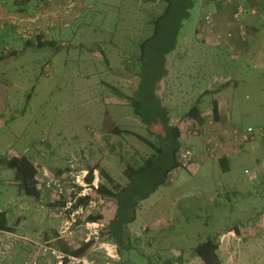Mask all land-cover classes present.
Here are the masks:
<instances>
[{"label":"rangeland","instance_id":"obj_1","mask_svg":"<svg viewBox=\"0 0 264 264\" xmlns=\"http://www.w3.org/2000/svg\"><path fill=\"white\" fill-rule=\"evenodd\" d=\"M51 1L53 11L43 14L45 0H0V55L22 50L27 37L41 34L45 22L54 25L47 35L61 46L56 55L49 48L29 49L0 62V154L28 156L65 188L60 195L42 186L39 198L26 197L16 187L15 172L0 168V210L7 211L13 229L0 234V264L32 259L60 264L53 253L64 254L56 246L59 239L73 249L93 240L85 257L93 264H115L119 247L100 235L115 214V204L98 198L76 210L72 204L92 193L85 182L91 170L94 185L104 182L101 171L125 185L127 166L142 163L152 153L155 137L115 89L126 96L137 90L140 44L152 35V20L166 3L72 0L74 7L60 15L54 8L68 0ZM194 1L178 45L167 55L168 75L160 82L158 96L198 162L190 170L171 173L170 182L139 202L128 232L136 253L145 257L169 251L162 256L183 255V264H204L191 252L215 236L222 264H264V3ZM223 6L234 12L239 6L247 10L235 22L238 25L260 27L259 60L218 54L200 44L198 28ZM219 79L231 85L225 109L231 115L229 125L242 132L251 127L254 137L244 145L233 144L232 138L226 144L221 131H214V121L211 137L221 146L217 159L228 156V171L206 151L200 155L203 145L196 126L184 119L199 99L204 115L211 110L213 96L206 90ZM78 186L83 188L80 193ZM92 215H102L103 220L93 223ZM236 225L240 234L234 231Z\"/></svg>","mask_w":264,"mask_h":264},{"label":"trees","instance_id":"obj_2","mask_svg":"<svg viewBox=\"0 0 264 264\" xmlns=\"http://www.w3.org/2000/svg\"><path fill=\"white\" fill-rule=\"evenodd\" d=\"M162 1L166 3L165 10L161 15L152 20V24L154 25L153 33L140 44L138 57L139 72L137 75L139 77V84L137 90L132 96H126L115 89L118 96L122 97L125 103L133 109L134 114L145 125L148 133L155 137V141L151 142V146L153 147L152 153L142 163L127 166L125 171L127 183L125 185L117 183L105 171H101L104 182L96 187L93 184L95 171L91 170L85 182L91 187L92 193L80 196L72 204L73 210L78 209L81 205L88 207L97 198L104 203L113 202L115 204L116 211L114 216L106 224L105 228L100 231L102 237L108 236L119 247L120 260L115 264H183V255L164 256L165 258L162 256V254H166L169 251H163L160 254L146 257L137 254L135 251L136 247L131 241V236L128 232V224L134 222L136 219L139 202L146 200L160 186L170 182L169 175L171 173L184 169L180 165V154L183 150H192V148L183 144L180 127L172 122L170 110L163 105L161 98L158 96V91L160 82L168 75L166 69L167 55L176 49L183 21L189 17V9L194 6L195 1ZM206 1L218 2L220 0ZM49 2L51 0H45V4H41L42 8L49 5ZM36 8L38 9L36 12L42 9H40V5ZM19 12L25 14L27 8L21 9ZM204 25L206 24L204 23ZM53 26V24H46L41 28V34L27 37L28 40H25V47L22 50L1 52L0 62L10 58H18L29 49L44 50L45 48H49L53 50V54L55 55L61 52V46L58 44L57 39L54 36L49 37L47 35L50 30L54 29L52 28ZM209 93L206 91V94ZM200 106L201 100L199 99L187 112L184 119L190 120L196 126L198 137L203 145L201 155L203 156V152L206 151L205 155L208 156V150L212 147L203 137L202 128L206 118ZM218 107V102L213 101L211 110L214 121L219 119ZM193 153L195 155L194 151ZM218 154L217 152V157H219ZM217 157L216 160L220 163L222 169L228 171L230 169L228 157L224 156L218 159ZM192 167L194 166L192 165ZM0 168L15 172L14 181L20 194L32 198L40 197V190L42 186L45 187L41 180V171L44 168L39 169L31 158L26 155L10 156L0 154ZM191 168L185 170H190ZM78 190L80 193L83 188L78 186ZM61 204L64 205L65 203ZM90 220L93 223H99L103 220V216L92 215ZM12 230V227L9 226L7 211L0 210V231L8 232ZM234 231L240 234L239 226L236 225ZM94 243L91 240L87 243H82L79 248L73 249L66 242L59 239L56 246L66 257L75 256L83 258L88 254ZM151 244L149 243L148 246H151ZM219 247L218 238L211 236L199 243L191 254L200 258L204 264H222L219 256ZM181 253H185V251L182 250ZM64 263L68 264L67 258L64 260Z\"/></svg>","mask_w":264,"mask_h":264},{"label":"crops","instance_id":"obj_3","mask_svg":"<svg viewBox=\"0 0 264 264\" xmlns=\"http://www.w3.org/2000/svg\"><path fill=\"white\" fill-rule=\"evenodd\" d=\"M58 1L59 0L57 1L54 0V2H58ZM252 1L264 3V0H252ZM238 8H240V6ZM219 9L220 12L215 14L213 17L214 28L210 29L208 26L204 25V23H202L201 26L198 28L197 37L200 44H203L208 48L210 47L215 48V51H217L218 54L228 53L229 56L231 55L230 57L235 56L234 58H239L242 60H249V61L259 60L260 59V57L258 56L259 53L258 50L260 49L259 33L261 32L258 29H260V27H254V26L246 27L243 25H238L237 23H235L237 21L235 19L236 12H234V10L231 11L229 8L225 6L220 7ZM19 14L24 15V13L21 14L20 12ZM8 30L9 29H4L3 31L5 33H8ZM229 33L232 34L231 38L227 37ZM244 33L247 34V41H244V37H243ZM221 59H224L225 63L227 62L226 57H224V55L223 58ZM229 89H231V85L228 79H219V80H214L212 88L206 90L210 92L209 94H211V96H213V101L218 102L219 119L215 121V125L213 129L214 131H221V134L225 137V139L229 141L226 142V144L230 143L229 138L231 137L228 135H224L223 131L224 129L233 128L228 123L231 117L229 111L225 114L226 111L225 109L227 108L228 105L226 96H227V92H229ZM0 109H1V103H0ZM239 130L242 131V128H240ZM225 146L227 147L228 145ZM199 157L201 158V156ZM225 157L228 156L226 155Z\"/></svg>","mask_w":264,"mask_h":264},{"label":"built area","instance_id":"obj_4","mask_svg":"<svg viewBox=\"0 0 264 264\" xmlns=\"http://www.w3.org/2000/svg\"><path fill=\"white\" fill-rule=\"evenodd\" d=\"M51 2H49V3H51ZM73 7H74V4H72V0H68V1L64 2V4H60V5L56 6L54 8V10H57V12H60V15H63V14H67L69 12V10H71ZM42 10H43V14H46L47 12H49L48 10L53 11V8L49 5H47ZM246 11L247 10L243 9L242 7L238 8L236 13H235L236 21H238L240 16L243 13H245ZM250 12L253 15H256V14H258V9H252ZM40 13H41V11H39L38 14H40ZM35 17H33V18H35ZM39 19H42V18H39ZM30 21L32 23H34V22H36V19H31ZM0 22H1V16H0ZM204 23L210 29L214 28L213 17L207 16ZM46 24H49V23L45 22V25ZM245 36H246V33H244L243 37H245ZM227 37L231 38L232 34L229 33L227 35ZM244 41H245V39H244ZM205 118H206V121H205L204 126L202 128L203 129V137L206 139V141L212 147L210 150H208V156L210 159H216V157H217L216 153L219 152V149L221 146H219L220 144L216 143L211 137V134H212L211 133L212 132L211 127L214 124L212 110H209L207 113H205ZM252 132H253L252 128H248L247 132H241L238 129H227V130L223 131V134L230 136L232 138L231 140H232L233 144L235 143L237 145H243L246 142H249L252 139H254V137H252V135H251ZM196 161H197V159H196L192 150L187 149V150H183V152H181V154H180L181 168L189 169L192 167V165H194L196 163ZM70 174H72V172H70ZM41 176H42L41 180L43 181L46 189L55 190L60 195H62L64 193L65 189H64V186L62 185V183L59 181H56L50 175V172L47 169H43L41 171ZM82 186H83V184H82ZM85 186L87 187L86 184H85ZM95 186L98 187L97 185H95ZM1 233H6V232L0 231V234ZM53 253L57 256L60 264H64V260L66 258L68 259V264H93V261H91L89 258H86V257H83V258H78L75 256L66 257V255L58 254L55 251H53ZM0 255H1V235H0ZM26 264H37V260L36 259L29 260L26 262Z\"/></svg>","mask_w":264,"mask_h":264}]
</instances>
